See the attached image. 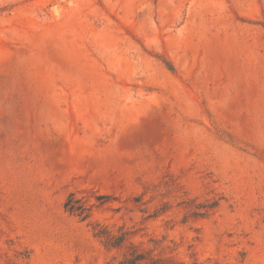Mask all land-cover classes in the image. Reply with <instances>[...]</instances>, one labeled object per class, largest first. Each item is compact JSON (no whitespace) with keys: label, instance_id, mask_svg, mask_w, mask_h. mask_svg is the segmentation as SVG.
<instances>
[{"label":"rangeland","instance_id":"1","mask_svg":"<svg viewBox=\"0 0 264 264\" xmlns=\"http://www.w3.org/2000/svg\"><path fill=\"white\" fill-rule=\"evenodd\" d=\"M129 243L264 264V0H0V264Z\"/></svg>","mask_w":264,"mask_h":264},{"label":"trees","instance_id":"2","mask_svg":"<svg viewBox=\"0 0 264 264\" xmlns=\"http://www.w3.org/2000/svg\"><path fill=\"white\" fill-rule=\"evenodd\" d=\"M64 207L70 212H75L81 218V220L86 219L84 215V209L82 207H70L69 200L64 203ZM93 234L99 241L106 247L122 249L126 241V233L119 232L114 234L105 228H100L98 224L92 227ZM117 264H157V261L153 259L146 258L142 253H140L131 243L126 246V249L122 252L120 259Z\"/></svg>","mask_w":264,"mask_h":264}]
</instances>
